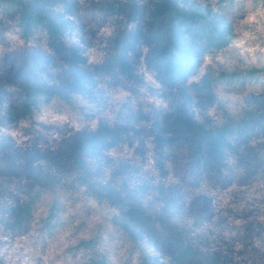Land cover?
<instances>
[{
	"label": "rangeland",
	"instance_id": "rangeland-1",
	"mask_svg": "<svg viewBox=\"0 0 264 264\" xmlns=\"http://www.w3.org/2000/svg\"><path fill=\"white\" fill-rule=\"evenodd\" d=\"M169 1L177 12L208 11L231 32L216 47L181 29L194 61L178 81L158 62L170 47L164 0L47 5L58 36L43 27L25 36L18 14L0 13V264H88L79 244L92 239L108 264H264V80L244 92L204 89L222 71L264 69V0ZM131 2L132 19L100 9ZM131 30L139 38L123 51L126 71L112 56ZM15 84L54 96L25 116ZM181 109L205 130L243 125L222 169L197 153L192 132L173 131ZM101 128L122 142L88 143ZM54 206L60 222L49 233Z\"/></svg>",
	"mask_w": 264,
	"mask_h": 264
},
{
	"label": "trees",
	"instance_id": "trees-1",
	"mask_svg": "<svg viewBox=\"0 0 264 264\" xmlns=\"http://www.w3.org/2000/svg\"><path fill=\"white\" fill-rule=\"evenodd\" d=\"M235 1L226 0L230 6H233ZM62 2L63 0H0V13L2 15H6V13L18 14L20 17V27L25 36L30 35L32 29L37 27H43L55 36H58L63 25L57 22L54 16L45 11L44 7ZM116 6L114 8H112L113 6H105L100 7V9L105 15H111L116 13V11H124L127 9L129 19H132L136 15L134 10L135 5L132 2L118 3ZM163 7L165 9L168 7L172 15L166 32L170 41V47L159 52L160 56L158 59L160 60L158 62H161V59L164 60L163 63L167 65L166 73L169 74L170 80L176 79L178 81L182 79L181 65L186 63L190 64L194 61L190 54L191 47L184 45L181 29H185V32L194 39L203 38L213 41L216 47L227 46L231 32L226 26L219 24L217 19L210 15L208 11L198 10L195 13L177 12L169 0H164ZM138 38L139 32L131 30L120 32L115 39L112 60L126 71L130 70V65L124 59L123 51L129 46L134 45ZM72 55L77 61H85L79 54L73 53ZM261 80H264V69H251L247 72L233 73L222 71L217 77L207 78L204 89L208 93L220 88H223L227 92H244L249 86L261 85ZM14 87L20 91L19 99H17L19 103L17 110L21 111L25 116H31L35 108H38L42 102H49L54 96V91L40 85L25 86L23 84H15ZM261 87L264 89V84ZM1 96L2 94L0 92V103L3 104L4 101ZM176 112H179L180 116L178 115L176 117L175 113V115L170 117V124L173 131L178 133L183 130L192 132L196 138L194 146L197 153H204L211 168L222 169L225 163V150L228 146L227 139L231 134L239 133L243 125L241 123H227L218 129L205 130L187 115L186 110L181 109ZM104 136L112 139L116 143H120L123 140L118 132L108 128H101L99 133H94L90 137L88 143ZM30 211L29 209L27 213L30 214ZM58 211L59 208L54 206L50 215L44 221V229L48 230L49 233L59 225ZM128 212L132 216L137 213L133 208H129ZM96 241V239L82 241L79 244V248H82L87 254L88 264H108L105 255L99 251ZM190 255L191 252L188 248L180 250V257L186 258Z\"/></svg>",
	"mask_w": 264,
	"mask_h": 264
}]
</instances>
